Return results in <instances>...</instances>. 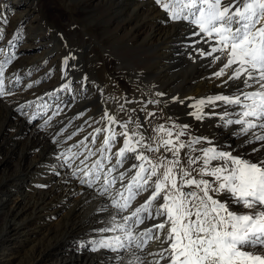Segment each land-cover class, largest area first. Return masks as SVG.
Segmentation results:
<instances>
[{"label":"bare ground","instance_id":"6f19581e","mask_svg":"<svg viewBox=\"0 0 264 264\" xmlns=\"http://www.w3.org/2000/svg\"><path fill=\"white\" fill-rule=\"evenodd\" d=\"M107 4L114 7L104 16L100 11ZM46 24L66 33L74 25L76 43L68 41V46L60 47ZM193 31V26L185 21H170L168 13L156 0H0V64H3L6 92L0 96V152L9 142L7 152L4 150L6 153L0 155V171L9 169L0 179L3 219L0 264L21 255L25 247L22 264H129V261L139 264L131 254L133 251L144 264L159 258L149 255L161 250L155 229L152 239L144 238L147 243L142 249L116 245L117 237L126 243V229L138 236L152 224L162 222L145 220L143 224H135V218L123 219L144 203L148 192L137 195L123 212L112 205V199L122 203L128 196L123 185L131 182L133 172L127 170L136 161L125 160L122 167L112 170L108 176L112 165L120 159L114 153L122 146L124 138L118 135L112 146H105L103 141L110 135L106 130L109 126L98 124L97 120L105 112L120 114V120L111 127L117 133L128 131L122 128L125 115L121 105L125 107L129 98L131 102L134 99L139 102L141 122L150 123L155 129L162 125L173 132L176 131L173 122L187 124L189 129L182 140L208 138L203 145H195L196 148L208 146L210 141L219 150L232 151L233 155L248 153L255 159L264 153V149L260 153L251 152L252 147H259L261 142L243 145L246 137L234 135L239 125H225L226 106L222 102L205 106L206 115L202 120L189 114L193 111L191 105L198 99L231 95L239 83L228 80L231 68L225 76L214 75L223 66V57L214 61L212 56L206 58L197 51L202 49L207 53L210 44L201 41L194 47L184 46L200 40L191 35ZM142 48L149 51V56H142ZM86 50L92 52L88 58L84 57ZM71 52L81 54L83 61L102 75L101 80L96 79L101 89L105 87L107 91L101 102L100 117L93 114L89 101L80 102L91 96L92 90L98 92L99 87L80 78L73 81L74 66L65 63ZM117 52L120 53L115 58L109 57ZM133 58L146 61L147 69L135 65ZM10 59L15 60L13 65H9ZM121 60L131 64L126 67ZM127 71L146 77L145 83L152 87V93L144 96L142 88L133 89L136 85L132 81L133 88L126 83ZM224 81H228L227 84ZM159 93L163 95H157ZM137 94L144 97L139 99ZM155 99L160 103H149ZM227 108L228 118L236 119L235 112L240 109ZM146 112L155 115L146 119ZM97 128H104L101 137L102 131L97 133ZM185 151H181L182 159ZM146 155L153 163L161 156L171 158L162 148L160 152H146ZM97 161L102 168L95 167ZM121 172H127L125 180L117 179L108 188V196L100 195L107 180L118 177ZM82 179L91 180L92 186L81 183ZM20 180L23 181L20 183ZM119 193H123V197ZM230 207L234 206L230 204ZM120 224L125 228L117 227ZM159 235L163 239V234ZM74 236L78 237L77 247H67L68 242L73 243ZM103 241L112 242L113 248L102 247Z\"/></svg>","mask_w":264,"mask_h":264},{"label":"snow or ice","instance_id":"6c2138e0","mask_svg":"<svg viewBox=\"0 0 264 264\" xmlns=\"http://www.w3.org/2000/svg\"><path fill=\"white\" fill-rule=\"evenodd\" d=\"M156 3L168 13L170 21H185L195 29L191 35L200 37V40L185 47H194L203 41L210 44V48L207 53L197 49L201 55L212 56L214 61L223 57V66L214 73L216 77L225 76L231 68L228 80L239 82L231 95L218 94L198 99L191 105L193 111L189 114L202 120L206 115L203 111L205 106L222 102L226 106L225 125L240 126L234 135L246 137L243 145L261 142L259 147L251 149L252 153H260L264 149V0H156ZM217 52L219 56L213 55ZM68 59L71 58H66V64ZM3 74V64H0V96L6 94ZM227 82L224 81L225 84ZM149 103L159 104L160 101ZM227 106L240 109L235 112L236 119L228 118ZM154 115L146 112L145 118ZM101 119L109 126L106 130L110 135L103 141L105 146H112L118 135L124 138L122 146L114 153L120 159L112 165L108 176L112 170L122 167L125 160L137 161L127 170L133 172L131 182L123 185L128 196L122 203L112 199V205L118 212H123L137 195L148 192L144 203L123 219L135 218V224L162 220L138 236L131 229H126V243L117 237L118 247L142 249L147 243L144 238L152 239L155 229L158 233L155 239L160 241L161 250L149 253L159 258L148 264H160L161 261L164 264H264V153L255 159L248 153L233 155L232 151L219 150L210 141L208 146L196 148L195 145H203L208 138L182 140L189 125L175 122V132L158 126L156 131L163 132L164 137L158 141L149 137L151 142L145 143L141 132H115L111 127L117 123L114 115L105 112ZM130 122H123L122 128L127 130ZM136 127L141 125L137 123ZM95 131L99 133L102 129ZM161 148L171 158L161 156L153 163L146 152H160ZM182 150H186L183 159ZM197 152L198 155H193ZM95 167L102 168L103 165L97 161ZM126 175L127 172H121L118 177L108 179L100 195H106L108 187L117 179L124 181ZM85 182L92 186L91 180H81V183ZM119 195L123 197V193ZM117 227L125 228V225ZM101 246L113 248L110 241L101 242ZM131 254L139 264H144L135 251Z\"/></svg>","mask_w":264,"mask_h":264},{"label":"rangeland","instance_id":"374dc122","mask_svg":"<svg viewBox=\"0 0 264 264\" xmlns=\"http://www.w3.org/2000/svg\"><path fill=\"white\" fill-rule=\"evenodd\" d=\"M114 6L113 5H110V4H107V5H105L104 6V8L103 9H101V14H104V16H105V14H109V12H110V8H113ZM46 27H47V29L51 32V34L53 35V37H55V39H56V41L59 43V46L60 47H64V46H68V41H70V42H74V43H76V40H75V37L76 36H74V33H75V28H74V25H72V28L69 30V32L68 33H66L65 31L63 32V31H61V30H59V29H57V28H55L53 25H50V24H46ZM58 38V39H57ZM66 44V45H65ZM143 49V50H142ZM140 51H141V54H142V56H149V51H147V49H145V48H142ZM91 53L92 52H90L89 50H86L85 52H84V57H86V58H88L89 56H91ZM120 52H117V54L116 53H114V55L113 56H109V57H111V58H115L118 54H119ZM144 53H146V54H144ZM65 56H67V53L65 52V55H64V57ZM81 57V58H80ZM84 57L81 55V54H77V52H71V53H69V55H68V57L67 58H71V59H69V60H67V64H71V65H73L72 67V71H71V75H72V77H73V81H74V79L75 78H80V79H83V80H87V81H89V82H91V84H95V85H97L98 84V82H97V80L96 79H98V80H101L102 79V75H100L99 73H98V71L97 72H95V68H92V66H90L89 64H87L86 63V61H83V60H85L84 59ZM206 58H209V55H206L205 56ZM135 61V65H137L138 67H141V68H144V69H147L145 66L148 64L146 61H141L140 60V58L139 59H135V58H133ZM82 60V61H81ZM15 62V60H12V59H10L9 60V65H13V63ZM121 62H122V64H126V67L128 66V64H131V63H129V62H124L123 60H121ZM120 62V63H121ZM119 63V64H120ZM63 70V72H64V69H62ZM98 70V69H97ZM93 71V72H92ZM128 73H129V71H127V74H126V77H124L125 78V81H126V83H128V84H130L131 86H132V84L135 86L134 88H133V86H132V88L133 89H138V86H139V89H141V92L142 93H144V96H148L150 93H152L151 91H153V89H152V87L150 86H147V84L145 83V81H147V79H146V77H144V76H142V75H136L135 73V75H132V73L130 72L129 73V75H128ZM94 74H95V76H94ZM130 74L132 75L131 77H130ZM72 77H70V78H72ZM140 78V79H139ZM62 81L64 82V81H66V79H64V77H63V79H62ZM72 81V82H73ZM132 81V82H131ZM144 81V82H143ZM95 82V83H94ZM132 84H131V83ZM137 83V84H136ZM144 85H143V84ZM120 84V87L122 88V90L124 89V87H123V85L121 84V83H119ZM141 85V86H140ZM146 85V86H145ZM179 85H181V84H179ZM98 92H95L94 90H92L93 92H90L91 93V96H88V97H84L82 100H80V102H82V101H89L90 103H91V108H92V112H93V114H95L96 116H98V117H100L99 116V113L101 112V110H102V103L104 102V97H105V95H106V88L105 87H103V89H101V87H100V85L98 84ZM154 89H155V87H153ZM107 89H108V87H107ZM147 91H146V90ZM152 89V90H151ZM126 90H129V89H126ZM144 90V91H143ZM151 90V91H150ZM146 91V92H145ZM148 92H150V93H148ZM76 93H78L77 91H76ZM89 93V94H90ZM119 94H120V92H119ZM104 95V96H103ZM137 96L139 97V99L140 98H142V97H144L143 95H139V94H137ZM92 100V101H91ZM103 100V101H102ZM131 99L129 98L128 99V101L125 103V107H123V109H125V110H122L123 111V115H125V117H124V120H125V122H127V121H131L130 123H128V131L129 132H132V131H138V132H141V133H143V135H144V137H145V143H149V142H151V141H149L148 140V138L149 137H155L156 138V140L158 141L161 137H164V133L163 132H157L156 131V129L155 128H153L152 127V125H150V123L149 124H147V123H144V122H141L143 119L141 118L142 117V115H141V112H139V110L140 109H138L139 108V105H138V101H137V99H134V101H130ZM156 100V99H155ZM6 101L7 100H5L4 102H2L3 104H6ZM102 102V103H101ZM99 103V104H98ZM97 105V106H96ZM93 108H95V110L93 109ZM126 111H128V113L126 112ZM134 111V112H133ZM138 111V112H137ZM133 113V114H132ZM113 113H111V115H112ZM138 114H140V115H138ZM115 117H116V121H119L120 120V118L122 117L120 114L118 115V116H116L115 114H113ZM138 116V117H137ZM140 117V118H139ZM138 121V122H137ZM97 122H98V124H101V125H103V124H105V123H107L106 121H104V120H102L101 119V117H100V120L98 121L97 120ZM137 123L139 124V123H141V127H139V128H137L136 127V125H137ZM140 125V124H139ZM150 128V129H149ZM153 131V132H152ZM104 134V128H103V130H102V132H101V134L99 135L100 137H101V135H103ZM166 138V137H165ZM9 142L7 141V143H5L4 145H3V147H2V150H1V152H0V155H3V154H5L6 152H7V150L9 149V144H8ZM6 152H5V151ZM137 162V161H136ZM135 162V163H136ZM10 168L11 169H13V168H15V167H11L10 166ZM9 169H8V167H7V169H2L1 171H0V179L1 178H3L4 177V175H5V173H7V171H8ZM21 178V177H20ZM23 180H20V183L22 182ZM19 182V181H18ZM24 183H25V181H24ZM112 186V185H111ZM110 187V186H109ZM108 187V188H109ZM101 190V189H100ZM104 190V189H103ZM185 191H187V189H185ZM108 193H110V190L108 189ZM107 195V194H106ZM108 196V195H107ZM135 200V199H134ZM106 210H108L107 208L102 212L103 213V216H105L106 214H105V211ZM1 213H0V217H1ZM0 219H2V217L0 218ZM3 226V219L2 220H0V227H2ZM84 238H86V236H83ZM72 240L71 241H73V243L70 245V243L68 242V246L67 247H71V246H75V247H77V243H78V237H76V236H74L73 238H71ZM77 240V241H76ZM76 243V244H75ZM70 245V246H69ZM24 250V252L26 251V247L25 248H23ZM24 252H22L21 253V255H17L16 257H13L7 264H22L23 263V261H24V256L26 255V252H25V254H24ZM22 262V263H21Z\"/></svg>","mask_w":264,"mask_h":264}]
</instances>
